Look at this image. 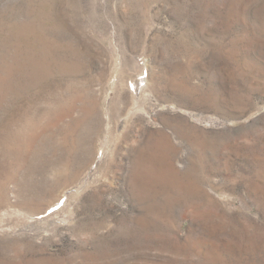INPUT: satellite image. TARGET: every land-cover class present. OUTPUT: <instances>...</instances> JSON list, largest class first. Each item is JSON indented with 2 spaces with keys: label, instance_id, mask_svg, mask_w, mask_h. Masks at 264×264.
<instances>
[{
  "label": "rangeland",
  "instance_id": "rangeland-1",
  "mask_svg": "<svg viewBox=\"0 0 264 264\" xmlns=\"http://www.w3.org/2000/svg\"><path fill=\"white\" fill-rule=\"evenodd\" d=\"M0 264H264V0H0Z\"/></svg>",
  "mask_w": 264,
  "mask_h": 264
}]
</instances>
